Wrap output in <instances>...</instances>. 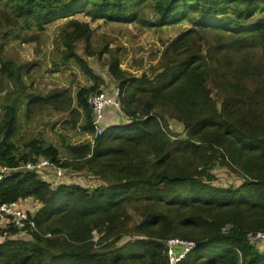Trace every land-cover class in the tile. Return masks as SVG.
<instances>
[{
    "label": "trees",
    "instance_id": "1",
    "mask_svg": "<svg viewBox=\"0 0 264 264\" xmlns=\"http://www.w3.org/2000/svg\"><path fill=\"white\" fill-rule=\"evenodd\" d=\"M150 1L154 22L141 21L136 12L128 8V4L142 0H5V3L17 18L23 19L26 25L31 20L38 30L58 20L71 21L77 15H86L93 20L137 21L147 27L189 21L199 36H209L204 34L207 31L218 35V41L208 52L211 69L221 77L224 74L220 70L222 59L227 57L228 49H233L231 46L243 48L259 44L264 49V0ZM77 25L80 26L76 29ZM86 26L68 22L66 30L62 31V41L68 48L64 60L74 61L94 82L92 86L79 89L75 95L83 124L73 126L93 134L87 97L106 85L101 87L99 82L102 80L94 76L87 61L75 53V49L71 51L73 42L88 32ZM188 33L190 31L178 35L165 48L163 58L168 61L152 79L124 77L117 61L109 64V76L120 90L121 111L130 121L106 124L102 134L90 144L80 148L67 147L72 159L90 154L84 165L96 181L92 190L72 182V177H64L53 187L39 177V172L28 170L12 172L0 181V205L34 198L40 204L34 218L37 228L55 218L61 219L62 226L48 233L72 243L68 250L51 254L49 238L32 232L28 236L30 240H26L20 231L8 229L10 237L0 242V264H168L165 241L161 240L175 236L171 230V213L177 217L178 236L195 243L190 254L177 264H264V252L259 249L264 244L251 245L247 239L249 232L264 231V129L248 134L242 117L231 120V116L240 110L239 100L228 88L235 86L227 81L220 82L216 77L218 90L227 93L218 104V92H211L207 86L206 72L199 61L203 59L199 48L195 47L191 54L185 47L189 36L195 43L194 36ZM220 46L224 48L217 52ZM183 47L188 55L179 59ZM171 58L178 63L171 62ZM249 69L256 73L254 67ZM239 71L247 74L245 67ZM20 75L19 67L0 59V79L3 82L7 79L12 84L8 85L12 90L1 104L0 168L20 167L41 158L65 170L81 168L80 164L61 162L56 147L36 139L25 145L27 151L14 153L16 146L12 139L23 103L25 114H28L31 105L38 100L57 108L56 104L65 97L63 94L34 97L27 92ZM257 84L260 86L255 97L263 100L264 78ZM181 107L194 109L195 116H180ZM167 117L183 122L187 140L169 137ZM143 147L153 154V160L146 168L135 151ZM125 148L128 153L135 152L126 164L117 168L113 162L125 156ZM185 148L201 152L196 167H181L176 161L175 152ZM253 158L261 161L262 166L253 162ZM227 163L235 167L234 170L229 168V172L240 178V184L235 188L214 184L215 168ZM129 205L141 215L130 233L146 239H131L129 228H125L126 206ZM181 211L193 215L181 216ZM75 225L78 228L75 229ZM94 231L97 236L101 235L98 244L108 238L115 242L111 254L110 251L95 253L91 250L95 245L91 241Z\"/></svg>",
    "mask_w": 264,
    "mask_h": 264
},
{
    "label": "rangeland",
    "instance_id": "2",
    "mask_svg": "<svg viewBox=\"0 0 264 264\" xmlns=\"http://www.w3.org/2000/svg\"><path fill=\"white\" fill-rule=\"evenodd\" d=\"M131 12H136L138 18L143 22H154L153 4L150 0L142 2H134L128 4ZM74 22L87 25V31L84 36L79 40L73 42L71 51L75 49V53L81 55L88 63L89 67L93 70L94 76L102 81L99 82L101 87L107 84H116L114 79L109 76V64L115 60L118 62V69L124 73V77L141 78L143 76L152 79L157 76L167 63V59L163 58L165 48L172 43V41L180 34L190 31L194 36L195 43L191 42L190 36L185 40V47L189 48L191 54H194L195 47L199 48L200 55L203 59H199L201 68L206 72V83L211 92H218V104H220L227 96L226 91L218 90L216 87V77L220 82L227 81L235 88L228 87L236 99L239 100V108L236 113L231 116V120L242 117L247 125V133L261 131L264 129V99L255 97L257 88L260 86L257 83L264 78V49L259 44H250L241 48H233L227 50V57H224L223 64L220 70L224 73L223 77L216 74L211 69L210 53L208 52L210 46L218 41L216 32L207 31L204 34L209 36H199L196 34V29L193 31V24L189 21L178 22L164 27H147L139 22H114L104 20H93L86 15H77L72 17ZM69 19L55 21L44 27L43 30H38L31 20L25 24L21 18H17L11 11L8 4L0 2V59L8 60L20 68L21 79L27 92H31L38 98H46L52 94H63L65 97L59 103L52 106L51 103L37 101L31 105V110L25 114L24 103L18 111L16 128L13 136V143L16 148L14 153L25 152L27 149L25 145L31 140H40L45 144L53 145L59 152V160L61 162H69L76 166L80 164L78 169L68 167V170L59 168L58 166L49 167L48 170L54 172L55 168H59L62 174L72 177L71 181L80 183L84 187L92 190L96 183L85 166V158H90V154L83 157L71 158V151L69 148H80L84 144H90L95 140L92 133H85L80 128L83 124L81 110L76 106V93L81 88H86L93 85V80L86 76L74 61H65L64 57L67 54V46L63 45L62 31L66 30ZM30 23V24H29ZM80 25L76 26L77 27ZM83 28V27H82ZM78 28V29H82ZM202 35V33H201ZM222 42L226 41L221 39ZM224 47H218V51ZM181 49L178 58L181 59L188 54ZM247 49V51L242 50ZM171 62L178 63L175 59L171 58ZM245 67L247 74L243 75L239 69ZM251 67L256 69L253 72ZM261 74H258V73ZM216 75V76H215ZM0 79V119H2L1 104L6 94L11 92L12 86L9 80ZM264 87V84L262 85ZM106 87V86H105ZM7 88V92L3 93ZM106 89V88H105ZM101 90V89H99ZM99 92V91H95ZM44 96V97H42ZM68 98H70L68 100ZM71 100V104H70ZM121 110V107H119ZM81 112V113H80ZM120 113V112H119ZM79 114V121H78ZM180 116L186 118H193L195 116L194 109L190 107H181ZM122 119L119 124L129 122L130 119L122 113ZM77 124V127L73 126ZM118 124V125H119ZM166 132L169 137L177 139H188L187 131L183 122L175 118H166ZM126 154L123 158L114 161L113 163L117 168H121L132 158L133 153L142 160L141 164L144 168L149 167L153 154L147 148H139L132 153ZM200 151L194 148H185L184 150L176 151V161L181 167L186 168L196 167L200 163ZM253 162L262 166V162L253 158ZM220 164V163H216ZM233 166V164H230ZM227 165L218 166L215 169L216 181L214 184L219 187H232L235 188L240 184V178L231 172L235 167ZM218 168V169H217ZM41 179L46 178V174H41ZM242 172V171H241ZM52 174V178H55ZM23 210L30 214H36L39 210L40 204L32 197H27L20 201ZM128 217L125 219V228H129V233L134 231V225L139 222L140 214L135 212L132 205L126 206ZM138 208L143 209L139 206ZM186 209V208H185ZM193 215L192 212L187 213L181 211V216ZM173 223L171 230L175 234L173 237L161 240L166 246V256L169 261H174L171 252L167 253L168 247L176 245L182 249L183 244L191 242L189 239L179 237L180 229L175 225L177 221L176 215L171 213ZM4 223H0V229H3ZM62 226L61 219H53L47 224L42 225L40 228L35 227L36 230H22L20 231L22 237H27L30 240V235L35 232L39 235L49 238L51 244L49 251L51 254H59L62 251L68 250V246L72 243L68 242L64 237L60 236L55 238L52 234L48 233L50 230L58 229ZM78 228L75 225V229ZM45 233V234H42ZM252 233V232H249ZM29 236V237H28ZM93 243L95 244L91 250L93 252L104 253L115 249V242L111 238L100 242L101 235L97 236L96 232H92ZM131 239L145 238V236H135L130 233ZM9 235H0V242L9 238ZM100 239V240H99ZM173 242H178L174 244ZM264 251V246L259 248ZM193 250V249H192ZM191 250V251H192ZM190 251V252H191ZM190 252L188 254H190ZM186 254L181 260H184ZM172 259V260H171ZM179 262H176V264Z\"/></svg>",
    "mask_w": 264,
    "mask_h": 264
},
{
    "label": "built area",
    "instance_id": "3",
    "mask_svg": "<svg viewBox=\"0 0 264 264\" xmlns=\"http://www.w3.org/2000/svg\"><path fill=\"white\" fill-rule=\"evenodd\" d=\"M118 97V87L113 88L112 93L109 95L104 92H95L87 97V104L90 107L92 113V126L94 128L95 137L101 135L103 132L104 124L106 123V108L112 106L119 110ZM54 166L55 165L52 164L48 159L41 158L34 162H28L27 164L20 167H1L0 181L6 178L12 172L27 170L39 172L40 170L43 171L45 168ZM54 172L57 178H60L63 175L59 168H55ZM20 205V201L0 205V223H4L3 229H0V231H3V235H7L8 229H16L18 231L35 230L36 225L34 221V214H30L29 212L23 210ZM247 239L251 245H257L259 243L264 244V231L248 233ZM173 243L177 244L178 242ZM194 247V242L183 244L182 249L176 245L172 246L171 248L168 247L167 253L170 251L171 254L176 257L174 261H169V263L176 264V262H180L181 258L188 254Z\"/></svg>",
    "mask_w": 264,
    "mask_h": 264
},
{
    "label": "crops",
    "instance_id": "4",
    "mask_svg": "<svg viewBox=\"0 0 264 264\" xmlns=\"http://www.w3.org/2000/svg\"><path fill=\"white\" fill-rule=\"evenodd\" d=\"M10 86V85H9ZM106 88V89H105ZM104 88V92L106 94H111L112 93V89H113V86L110 84H107L106 87ZM7 91V88L4 90L3 93H5ZM31 93V92H30ZM33 94V93H31ZM34 97H37L36 95L33 94ZM44 97V96H42ZM105 115H106V123L107 125L110 124V125H118L119 124V121H124L122 119V113L117 110H115L113 107H107L106 110H105ZM123 123H126V122H123ZM49 168V167H48ZM48 168H45L42 172L44 174H46V178H44L43 180H45L46 182L50 183L51 185L54 183L55 185L59 184L60 182H62L64 180V177L65 179L67 178H70V176H67L66 174H63L60 178H52V174H54L55 176V172H52L50 170H48ZM42 172H40L41 174H43Z\"/></svg>",
    "mask_w": 264,
    "mask_h": 264
},
{
    "label": "clouds",
    "instance_id": "5",
    "mask_svg": "<svg viewBox=\"0 0 264 264\" xmlns=\"http://www.w3.org/2000/svg\"><path fill=\"white\" fill-rule=\"evenodd\" d=\"M112 86H113V88H115V87H118L116 84L114 85V84H112ZM101 90H99V92H104V89L103 88H100ZM113 90V89H112ZM93 93H95V92H93ZM105 93V92H104ZM119 93H120V90H119ZM92 94V93H91ZM112 107V106H111ZM119 107H120V103H119ZM90 108V107H89ZM114 108V107H113ZM115 109V108H114ZM115 110H117V111H119V112H121L122 113V111L121 110H118V109H115ZM92 114V113H91ZM107 123H105L104 124V126L106 125ZM108 125H110V124H108ZM93 130H94V128H93ZM93 135H95V133H93ZM35 172H37V171H35ZM51 186H55V184L53 183ZM40 208V207H39ZM38 208V209H39ZM34 218H35V214H34Z\"/></svg>",
    "mask_w": 264,
    "mask_h": 264
}]
</instances>
